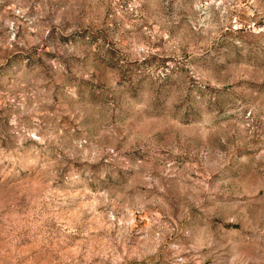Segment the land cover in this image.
<instances>
[{
    "label": "rangeland",
    "instance_id": "rangeland-1",
    "mask_svg": "<svg viewBox=\"0 0 264 264\" xmlns=\"http://www.w3.org/2000/svg\"><path fill=\"white\" fill-rule=\"evenodd\" d=\"M0 264H264V0H0Z\"/></svg>",
    "mask_w": 264,
    "mask_h": 264
}]
</instances>
